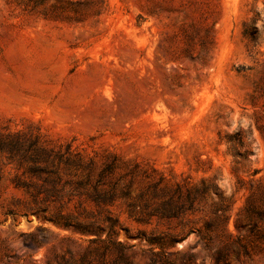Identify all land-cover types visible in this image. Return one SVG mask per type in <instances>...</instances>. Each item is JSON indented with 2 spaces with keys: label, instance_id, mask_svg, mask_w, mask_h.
<instances>
[{
  "label": "rangeland",
  "instance_id": "1",
  "mask_svg": "<svg viewBox=\"0 0 264 264\" xmlns=\"http://www.w3.org/2000/svg\"><path fill=\"white\" fill-rule=\"evenodd\" d=\"M0 131L112 153L171 181L215 183L248 251L230 264H264V224L233 227L251 193L264 200V0H0ZM16 173L0 156V264H101L80 256L89 239L106 237V216L134 264H145L150 233L176 234L166 251L191 245L195 264H211L196 232L207 207L181 226L137 222L121 201L98 209L65 196L64 214L93 223L95 233H82L31 214Z\"/></svg>",
  "mask_w": 264,
  "mask_h": 264
},
{
  "label": "trees",
  "instance_id": "2",
  "mask_svg": "<svg viewBox=\"0 0 264 264\" xmlns=\"http://www.w3.org/2000/svg\"><path fill=\"white\" fill-rule=\"evenodd\" d=\"M0 156L15 166L17 173L12 186L30 198L33 205L30 213L61 227L95 233L93 223L78 222L71 214L62 212L60 208L65 196L68 202L73 197L84 198L98 209L121 201L126 205L129 217L137 222L148 223L156 218L158 221L176 220L181 226L185 224L184 216L201 212L207 207L210 217L196 232L211 264H230V254L236 258L248 256L240 235H234L229 230L231 199L223 194L218 185L205 178L198 183L185 179L171 181L156 170H151L158 178L150 180L151 171L143 168L139 162L123 161L108 152L85 153L73 148L70 143L49 146L38 133L23 131H0ZM136 178L146 180V186L135 192L133 184ZM257 188L264 196V185L259 182ZM254 196L251 193L247 197L233 220L237 232L242 229L241 221L248 224L250 233L259 231V224H264V200L261 199L260 205H257ZM51 203L59 204L54 213L49 210ZM105 220L108 222L106 237L89 239L80 261L93 257L104 264L105 257L113 255L109 264H134L126 253L127 247L112 239L116 220L107 216ZM193 229L189 227L186 236ZM146 242L145 264H195L199 257L191 245L166 251V248L175 246L176 234L150 233ZM69 256L72 257L70 252Z\"/></svg>",
  "mask_w": 264,
  "mask_h": 264
}]
</instances>
